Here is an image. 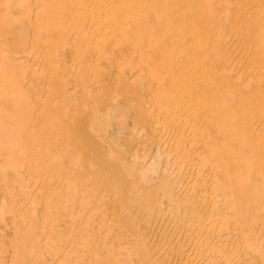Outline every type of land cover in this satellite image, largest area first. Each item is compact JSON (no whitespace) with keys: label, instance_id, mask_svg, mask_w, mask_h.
I'll return each instance as SVG.
<instances>
[{"label":"bare ground","instance_id":"1","mask_svg":"<svg viewBox=\"0 0 264 264\" xmlns=\"http://www.w3.org/2000/svg\"><path fill=\"white\" fill-rule=\"evenodd\" d=\"M185 1L0 0V264H264V0Z\"/></svg>","mask_w":264,"mask_h":264},{"label":"rangeland","instance_id":"2","mask_svg":"<svg viewBox=\"0 0 264 264\" xmlns=\"http://www.w3.org/2000/svg\"><path fill=\"white\" fill-rule=\"evenodd\" d=\"M186 1H187V0H186ZM186 1H185V5H186V7H188L190 4H191L192 7H193L194 2H192L191 0H190L191 3L187 1V2L189 3V4L187 5V4H186V3H187ZM193 1H194V0H193ZM221 1H222V0H220L219 5H220V4H223V3H226V4L223 5V6H225V7H224V11H226V9H227V11H228L229 8H230V6H231V9H232V8H234V9H232V10L230 9V11H228V12H229L228 14H230V12H232V11L234 10V12H233L232 15L234 16L235 13H236V14H238V17H240V18L246 16V14H248V13H249L248 15H250V14H251V13H250L251 11L254 12V10L257 9V8H254V7H256V6H254V5L252 6V5H250L249 2H248V0H245V4H244V2H243L244 0H228L227 2H226L225 0H223L224 2H222V3H221ZM246 1L248 2V5H247ZM249 1H250V2H253V3L255 2V0H249ZM241 3H243L244 5L242 4L243 6H241ZM253 3H251V4H253ZM255 3L257 4V1H256ZM191 5H190V6H191ZM226 5L229 6V7L226 8ZM249 5H250V6H249ZM190 6H189V7H190ZM194 6H195V5H194ZM236 6H237L238 8H237ZM186 7H185V10L183 9L184 11H183V10H178V9H177V10H178L177 13H182V12H189V13H191V12L193 11V9H194V7H193V8H191V7L189 8V7H188V8H189V11H188V8H187V10H186ZM247 7H249V8L247 9ZM257 7H258V6H257ZM183 8H184V7H183ZM241 8H242V9H241ZM180 9H182L181 6H180ZM219 9L223 11V8H219ZM239 9H240V12H239ZM220 10H219V12H222V11H220ZM181 11H182V12H181ZM224 11H223V15H225V12H224ZM236 11H237V12H236ZM243 11H244V12L246 11V12L244 13ZM256 11H257V10H256ZM256 11H255V12H256ZM219 12H218V13H219ZM241 12L243 13V16L241 15V14H242ZM255 12H254V14L252 13L254 16H255ZM192 13H193V12H192ZM256 13H258V12H256ZM219 14L222 15V13H219ZM223 15H222V16H223ZM230 15H231V14H230ZM253 15H250V16L254 18ZM218 16H219V15H218ZM226 16H227V14H226ZM226 16H225V19L228 17V16H227V17H226ZM220 18H221V17H220ZM240 23H243V24H242V29H238L239 31H238V30H237V31H234V33L231 35V36H232V39H231V38H230V39L233 41L235 35H238V37L235 38V40H237L238 42L234 40V41H235V44H234V45H237V44L239 45V49H238V50H239V52H240V55H242L243 52H244V50L246 49V46H245L246 41H249V39L251 40L252 37L254 38V36H255V32H253V30L251 29V28L253 27L252 25H251L252 27H251V26H250V27H249V26H247V27L244 26V24H246V25H249V23L251 24V23H252V20H251V22H249V21H248V22H247V21H240ZM248 27H249V28H248ZM239 28H240V27H239ZM251 32H252V34H251ZM253 33H254V36H253ZM234 34H235V35H234ZM253 38H252V39H253ZM245 40H246V41H245ZM234 41H233V42H234ZM244 42H245V43H244ZM241 43H242V44H241ZM40 44H41V43H40ZM243 44H244L245 48L243 47ZM238 45H237V46H233V47H234V51H237ZM38 46H39V45H38ZM31 48H33V47L30 46V49H31ZM35 48H37V47L35 46ZM35 48H34V50H36ZM243 48H244V50H243ZM39 49H40V48H39ZM39 49L37 48V51H39ZM240 49H242V50L240 51ZM247 49H248V50H247ZM247 49H246V52H247V51H248V52H247V53H246V52L244 53V54L246 55V57H247V58L245 57V61H243L244 59H242V61H240V60L238 61V63L242 64V67H241V65H240V66L237 65L238 67H240V69H245V68H247V66H248L247 69H249L250 67H252V66H254V65L256 66V64H257V66H258V64H259L260 62H261V63H260L259 65H263V64H264V63H263V62H264V58H263L264 56H263V54L260 56V58H258L259 55H257V57L254 56L253 59H251V58H252V55H253V52H254V51L252 50L253 48H250V49L247 48ZM249 51H252V53H251V52L249 53ZM239 52H238V53L235 52V53H237V56L240 58L241 56H239ZM222 53H223V52H222ZM244 54H243V56H245ZM251 54H252V55H251ZM221 55H223V54L220 53V54L217 55L215 58H217V57L222 58L223 56H221ZM250 55H251V56H250ZM225 57H226V56H225ZM255 57H256V58H255ZM33 58H35V55L33 56ZM254 59H255V61H254ZM225 60H226V59L224 58V61H225ZM251 60H252V61H251ZM255 62H256V63H255ZM257 62H258V63H257ZM238 63H237V64H238ZM247 63H248V64H247ZM249 63H250V64H249ZM246 64H247V65H246ZM245 65H246V66H245ZM210 67H211V70L209 69L210 71H205V73L207 72V76H208V77H209V75L212 74V72L216 71L215 66H213V63H212V65H210ZM213 67H214V68H213ZM216 68H217V67H216ZM228 68L231 70V66L226 68V69L228 70L227 72L230 71ZM213 69H215V70H213ZM232 69H234V68H232ZM234 70H236V68H235ZM234 70H233V71H234ZM231 71H232V70H231ZM216 73L219 74L218 72H216ZM216 73H215V74H216ZM231 73H232V72H231ZM233 73H234V72H233ZM215 74H213V75H214L213 77H215V76L217 77V74H216V75H215ZM234 75H235V74H234ZM211 76H212V75H211ZM213 77H212V78H213ZM218 77H219V75H218ZM233 77L236 78V75L233 76ZM210 78H211V77H210ZM235 78H234V79H235ZM213 79H215V78H213ZM213 79H211V81H212ZM217 79H218V78H217ZM217 79H215V80H217ZM209 80H210V79H209ZM217 81H218V80H217ZM213 82H214V81H213ZM217 83H218V82H217ZM219 83H223V81H222V82L220 81ZM219 83H218V84H219ZM257 101H258V100H256V102H257ZM259 101H260V100H259ZM260 103H261V102H260ZM260 106H261V104H260ZM260 111H261V109H260L258 112L260 113ZM259 113H258V114H259ZM20 185L22 186L21 183H20L19 185H17V187H19L18 189L21 188ZM107 193H108V192H107ZM107 193H106V196H108ZM102 194H103V193H102ZM108 194H109V193H108ZM110 194H111V193H110ZM110 194H109V195H110ZM109 197H110V196H109ZM105 198H106V197H105ZM107 200H108V198H107ZM105 201H106V199H105ZM122 202H124V201H122ZM125 203L128 205V204L130 203V201H129V202H126V201H125ZM130 204H131V203H130ZM130 204H129V205H130ZM124 205H125V204H124ZM124 205L121 204L120 209L123 208ZM122 206H123V207H122ZM174 208H175V207H174ZM172 209H173V208H172ZM172 209H171V210H172ZM175 209H176V208H175ZM136 212H137V215H138V216H135ZM136 212H134L135 214L133 213V216H132V219H133V218H134V219L132 220V219L130 218L131 221L128 220L129 223H133V222L135 221V219H136V221H135V223H136L137 220L141 217V216L139 215L137 209H136ZM173 212H174V213H172V212H168V213L165 212V213L162 215V218H161V220L159 221V223H158V225H157V229H158V228H159V229L162 228L161 230L164 229L163 233H165L166 230H167V231L169 230V231H170V232H168L169 234H170V233H172V235L174 234L172 238H173V241H175V240L177 239V237H175V235H176L175 231H178V230L181 229V228H180L181 224H179V221H177V220H178V217H176V216L178 215V212H179V211H178V210H176V211L173 210ZM141 215H142V214H141ZM134 216H135L136 218H135ZM145 216H147L148 219L145 217V219H146L147 221H145V224H144V225H146V227H148V229H149V226H151L150 229H152L153 227H155L154 225H155V221H156V218H155L156 216L153 215V217H150V216H152V214H151V215H150V214H149V215L147 214V215H145ZM137 217H138V219H137ZM169 218H170V221H169ZM141 219H142V218H141ZM141 219H140V220H141ZM149 219H151V220H149ZM154 219H155V220H154ZM49 220H50V219H49ZM148 220H149V221H148ZM153 220H154V221H153ZM132 221H133V222H132ZM138 221H139V220H138ZM150 221H151V222H150ZM52 222H53V220H52V221H49V226H50V224H53ZM146 222H148V223L150 222L151 224L149 223L150 225H147ZM152 223H153V224H152ZM178 224H179L180 226H179ZM177 226H178V227H177ZM144 227H145V226H144ZM176 227H177V229H176ZM165 228H166V229H165ZM179 228H180V229H179ZM180 231H181V230H180ZM173 232H174V233H173ZM189 232H190V231H189ZM113 233H114V232H113ZM44 234H47V233L44 232ZM114 234L116 235V233H114ZM115 235H114V237H113V235H112V237L115 238ZM172 235H171V236H172ZM46 242H49V241L46 240ZM49 244H50V243H48V245H49ZM50 245H51V244H50ZM50 245H49V247H50ZM44 247H45V246H44ZM46 247H48V246H46ZM46 247H45V249H46ZM49 247H48V248H49ZM176 256H177V255H173L174 258H175ZM193 263H194V262H192L191 264H193ZM196 264H198V262H197Z\"/></svg>","mask_w":264,"mask_h":264}]
</instances>
